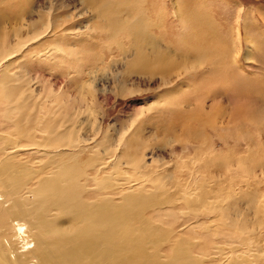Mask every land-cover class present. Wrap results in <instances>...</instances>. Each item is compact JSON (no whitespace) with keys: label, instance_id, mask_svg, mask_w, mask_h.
Returning <instances> with one entry per match:
<instances>
[{"label":"rangeland","instance_id":"obj_1","mask_svg":"<svg viewBox=\"0 0 264 264\" xmlns=\"http://www.w3.org/2000/svg\"><path fill=\"white\" fill-rule=\"evenodd\" d=\"M116 1L94 2L104 17L111 16L108 18L110 20L120 17L119 13L123 14L124 24L118 25L120 29L112 30L115 31L113 34L111 30L108 31L109 28H100V19L95 13H87L84 0H0V39L6 49L22 47L10 56L13 61L10 74H20L22 84L35 94L41 91L42 96H39L41 101L38 99V104L33 107L34 101L29 97L20 100L30 102L22 108V115L29 110L26 114L29 117L23 118L25 122L21 121L22 125L1 121V112L6 108L0 100V147L5 144L3 138L11 134L17 136L18 133L33 132L38 141H42L45 136L49 138V128L59 125L64 117H68L64 121L69 123L73 115L78 116L79 129L85 126L81 132L90 135L91 141L86 147L92 149L97 142L101 145L92 156L99 155L98 152L103 154L107 149L102 146L106 135L116 149L121 143L120 140L115 143L118 134L124 131L127 138H132L134 149L121 143L119 149L106 159L109 168L103 174L107 173L111 177L106 189L86 192L84 196L91 201L97 215L109 210L113 220L126 215L125 221L131 224L137 221L138 228L150 224L158 228L154 230L157 244L142 246L140 254L137 252L128 264L150 263L154 260V253L158 254L159 263L180 264L178 257L183 255L176 249L184 241L190 251H187L188 254L202 259L198 260V264H264V0L136 1L137 4L130 7L133 9L127 10L128 16L130 14L132 20L137 17L146 21L149 16L150 20L158 22L157 28H151L153 35L176 52L179 62L187 60L190 65L194 64L185 73H178L175 67L168 81L158 74L146 72V75L143 72L124 74V57L133 42L128 37L129 25L125 22L128 18L125 11L115 8L116 12L114 8H109L115 6ZM176 14H179L178 17ZM152 21L148 20L147 23L154 24ZM34 27H40L38 36H34ZM59 42H64L62 51L54 45ZM49 44L53 46L46 47ZM90 72L95 73L91 77H95L99 87L98 102L93 100L95 97L91 93H85L82 97V87L89 81ZM12 78H7L8 85H12ZM103 87L105 94L100 90ZM51 90L56 98L43 97L48 96ZM8 91L1 89L0 94L8 95ZM61 93H64V100L61 99ZM56 100L61 104L54 105V109L52 104ZM38 105L42 107L41 114L37 110L40 109ZM97 105V112L102 117V130L96 135L95 130L85 125L83 120L88 118L85 111H90L92 107L95 109ZM67 107L73 108L69 109V116ZM50 109H54L55 113ZM59 110L67 116L60 114ZM80 110L82 112L79 114ZM53 115L60 117L53 118ZM61 115L64 117L61 118ZM99 117L97 121L100 123ZM49 119L52 126L43 128L44 120ZM54 119L56 124L52 123ZM67 126L70 124H64L62 130L68 131L65 129ZM168 136H177L179 141H168ZM20 138L18 144L22 145L24 152L18 160L29 164L31 172L39 171V163L42 160L44 162L46 157L40 154L33 142L25 143L26 139ZM200 142L206 144L199 145ZM15 145L16 142L10 144L7 153L18 151ZM87 148L86 153H83L85 159H89L93 153ZM131 151L140 154L139 159L144 156L151 168L145 163L144 166L148 168L144 169L143 166L141 169L143 181H133V188L128 189V181L117 179L118 172H115L117 169L113 165L118 163L119 157L125 162L121 165L123 171L128 176L137 175L132 166L125 165L126 159L127 163L130 162ZM6 154H0L1 161L6 158ZM96 170L92 169L90 173L95 175L98 173ZM146 170L152 174L146 177ZM124 183L125 189L122 190L120 185ZM34 184L30 187H35ZM136 190L156 196L155 202L146 208L138 206L136 211L130 210L127 203L136 200L138 195L132 194ZM201 190L204 191L201 193ZM27 192L24 190L21 196L27 195ZM190 195L195 200L201 198V208H207L208 211L203 209L201 214H197L190 209V206L195 205ZM203 197L210 201L207 199L205 202ZM203 200L206 207L202 205ZM34 205L30 201L29 206ZM257 207L261 215L257 213ZM50 210L48 219H56L53 216L56 211ZM146 222L148 225H145ZM129 229L130 226L118 228L114 239L120 240Z\"/></svg>","mask_w":264,"mask_h":264},{"label":"bare ground","instance_id":"obj_2","mask_svg":"<svg viewBox=\"0 0 264 264\" xmlns=\"http://www.w3.org/2000/svg\"><path fill=\"white\" fill-rule=\"evenodd\" d=\"M136 1H139V0H117L116 2H114L116 5L111 6L109 8H114V9L115 8L116 9L122 8L125 11V13L127 14V13H129L128 9H130V10L133 9V8L131 9L130 7H132L136 3ZM94 2H96V0H84V4H85V8L87 9L86 10L87 13L93 12V13H95L94 15L100 19V22H99L100 28L101 27H102V29L104 27H105V29L109 28L108 31L120 29L121 27L118 28V25L121 26V24L122 25L124 24L123 16H122L123 14H120L119 10H118L120 17H115L114 19H116V20H110L108 18L111 16H107V18H106V16L104 17V15L101 14L102 12L101 13L99 12L101 10L97 9V4H95ZM142 8H144V7H142ZM108 10H110V9H108ZM142 10L143 9H141L140 12H142ZM116 12H117V10H116ZM111 14H113V13L111 12ZM137 14H139V13H137ZM94 15H93V17H94ZM106 15H108V14H106ZM178 15L176 14V17H178ZM127 17L128 18L126 19L125 22H126V24L129 25V27H128L129 30H127L129 33L128 37L132 38L131 41L133 43L131 44V49L128 48V49H130V51L127 50V54L124 57V59L126 61L125 62L126 68L124 71L125 75L132 74V73L136 74L138 72H140V73L143 72V74H145L144 72H146V73L153 74V75L158 74L161 76V78L163 80L168 81L167 78H169L170 75H172L171 73H173L172 71H174L175 67L178 68L177 69L178 71L176 70L178 73H179V71L180 72L184 71V73H185L186 70H189L191 67L194 66L193 63L190 65V63L187 60L179 62V60H177V57H176L177 56L176 52H174L170 48V46H164L160 42L161 40L153 35V33L151 32V28H153V27L155 28L156 25H158V22H154V20L152 21V19L150 20L149 16H148V18H146V17L145 18L147 19V21L149 20V21L154 22V24H151V22L147 23V21L145 19L144 20L141 18L137 19V17H136V19L134 18V20H132L131 19L132 17L130 14H129V16L127 14ZM70 18L71 17H69V19ZM98 18H96V19H98ZM159 18L164 20V17H162V16H160ZM41 19H43V18H41ZM58 22H60V21L58 20ZM93 23H95V22H93ZM80 24H82V23H80ZM87 24H89V22ZM33 25L34 24H32V26ZM59 25H60V23H59ZM162 27H163V25H162ZM39 28L34 27V33H35L34 36H38L37 33L40 30ZM79 29H81V26L79 27ZM86 29H88V27ZM122 29L124 30V28H122ZM94 30H96V29H94ZM115 31H112L113 34H115ZM39 33H41V32H39ZM62 35H64V33H62ZM31 39H34V38L32 37ZM56 43H57V41H56ZM63 43L64 42H59V44H54V45H55V47H58L57 49L61 50V49L65 48V45ZM121 43H122L121 45H124L123 44L124 42H121ZM51 46H53V45L49 44L46 47L50 48ZM66 47H67V44H66ZM16 48L15 49L11 48V50H9V48L7 47V49H6L5 43L2 42L0 39V88L4 89V91L9 90L8 95L6 93L7 96L6 95L3 96L0 94V100L3 101V106H5V108H6L4 111L1 112V116H2L1 121L9 123V124L14 123V124H18V125L20 123L22 125L23 124L22 122H25V120L23 118L29 117V116H26V114L29 112V110H28V112H26L25 115L21 114V113H23V112H21L22 108L24 109L25 106L27 104H29L30 102H29V100H26V99H24L25 101L24 100L20 101V100L23 99V97H29V99L31 101H34V104H32V107H33V105L38 104L37 100L39 99V96H41V94H40L41 91L39 93L35 94L34 91H30V88L28 86L22 84L23 78L21 79V77H19L20 74L18 76L16 74H13V75H12V73L10 74L11 68L13 65V61H12L10 56L12 54H14L15 52L21 50L22 47L20 45L19 48H17V49ZM122 49H125V48H122ZM70 51H72V50L70 49ZM129 52L131 54H128ZM71 53H69V54H71ZM94 74H95L94 72H92V73L90 72L89 81L84 83L83 87L81 86L83 89L82 97L85 95V93H91V94H93L92 96L95 97V99H93V100L95 102H98L97 101L98 100L97 95L99 94L98 93L99 87H98V85H96L95 77H91V76H94ZM12 76L14 77L10 81V82H12V85H10L11 84L10 83L9 84L10 86H9L7 83V78L12 77ZM8 80H10V79H8ZM43 83H45V82H43ZM50 84L48 83V85H50ZM51 87L52 86H50V89H51ZM53 88H55V87H53ZM100 90L103 94L106 93L105 87H103ZM121 90H123V88ZM10 92L12 94H10ZM53 92L54 91L51 90L48 92V96L45 95L43 97L49 98V96H54ZM67 93L68 92H66V94ZM63 94L61 93V95H63ZM57 96H59V95H57ZM63 97H64V95L62 96V98L60 96L61 99H63ZM41 98H42V96H41ZM45 98H44V101H45ZM55 98H54V100H55ZM42 102H43V100H42ZM53 102H55V101H53ZM60 102H62V100H60ZM71 102H73V101H70V103ZM160 103H162V102H160ZM57 104L59 105L61 103H59L57 101V102L53 103L52 105H53V107H55V106H57ZM49 105H48V108L50 106H52V105H50V106ZM66 105H68L67 101H66ZM98 105L95 107V109L92 107L90 111H87V112L85 111V113L88 114V118L87 119L85 118L83 120V123L85 125L87 124L88 127L90 126L92 128V130H95L94 132H96L95 133L96 135L99 134L100 130H102L101 113L97 112V110L99 108ZM38 106H40V105H38ZM43 107H45V106H43ZM64 107H66V106L64 105ZM69 107H71V106H69ZM39 108L40 109H37V110H38L39 114H41L42 107L40 106ZM54 109H56V107ZM60 109L63 112V109L62 108H60ZM67 109H68L67 113L69 116V112H71V111H69V109H73V108L67 107ZM30 110H32V109H30ZM53 110L50 109V111H53ZM61 111L59 110V113ZM77 111H78V109H76L75 112H77ZM81 112L82 111L80 110L78 113L80 114ZM59 113L57 112V114H59ZM73 113H74V111H73ZM47 115L48 114H46V116ZM63 115H66V113H64ZM63 115H61V118ZM102 115H104V113ZM55 116L60 117V115H55ZM55 116L53 115V118H55ZM98 116H100L99 117L100 123H99V121H97ZM38 117L40 118V116H38ZM38 117H35V118H38ZM48 117H51V116H48ZM48 117H46V118H48ZM70 117L71 118H69V121H68L69 123H65V122H67L66 120L68 119V117H64L63 120H61L58 123L59 125L54 126V127H51L52 125H51V121H50V119H53V118H50L47 121L44 120V122H43L44 126L41 124L40 125L43 126V128H45V129L46 128L48 129V127L51 125L50 126L51 128H49L51 132L47 131L48 134L50 133L51 136L49 138L47 136H45L44 139H42V141L41 140L38 141L37 135L34 136L33 132H24L22 134L17 132L18 133L17 136H15L14 134H11L10 136L8 135V137L3 138L5 140V144H4V146L0 147V154H6L8 152V147L10 146V144L13 143V145H14L15 142H16L15 147L19 148V150L16 152H13V153H7L6 158L3 159L2 161L0 160L1 161V163H0V264H128V262L130 260H132L136 257L137 252L140 254V251L142 250V246H146L147 244H150V245H156L157 244L158 240H157V238H155L154 230L158 229V228L152 226L151 224L149 226H142L143 223L140 224V226H142L143 228L142 229L138 228V227H136V226H139L136 224L137 221H133L132 224L125 221L126 215H121V216H119V219L113 220V219H111L109 210H105L101 214L97 215L95 213L94 208L92 207L91 201L86 200L85 196H84V194L86 192H96V191L101 192V191H104L106 189V186L109 184V181L111 180V177L109 174H107V173H105L107 175L103 174V172L108 171V168H109L108 161L106 162V159L112 155L113 151H116L119 149V147L122 145L121 143L127 145V147L129 149L133 150L134 145L132 144L133 143L132 138L131 137L127 138L124 134V131H121L120 133L118 132L119 138L116 139L115 143H119V140L121 143L119 145H117V148L115 149L114 146L112 145L113 144L112 140L110 139V137L108 135H106L105 142L102 144V146L107 147V149H105L103 147V149H105L103 154L98 152L99 155L92 156L95 153V151L96 152L98 151V148L101 147V145L97 142L96 147H94L92 149H89V147L87 148L86 146L91 141V139L89 137L90 135H88L87 133L84 134L83 132H81V130L84 129L85 126H83L80 129L78 128L79 127L78 126V116L75 117L73 115ZM65 118H66V120L64 121ZM60 119L56 118V120H60ZM70 119H71V121H70ZM56 120L54 119L52 123H54ZM56 123L57 122H55V124ZM64 124H70V126H67L68 128H65L66 130L69 129L68 131L62 130V128L64 127ZM32 128H30V129H32ZM15 129L17 130V128H15ZM27 130H28V128H27ZM20 131L22 132V129H20ZM136 133H134V134H136ZM21 136L26 139L24 141L25 143L29 142V141L33 142L34 145H36L35 147L38 149L40 154L46 157V159L43 158V159H45L44 162L42 160V162L39 163V166L41 165L40 169L38 168L39 171L31 172L32 168L30 167L29 164H27L26 162L23 163V162H21V160H18L20 154L22 156V154L24 152L22 145L18 144V140L19 139L21 140V138H20ZM39 138H41V137H39ZM167 138H168V141H170L172 139H175V140L178 139L177 141H179V137H177V136H174V137L168 136ZM177 141H175V142H177ZM165 142H166V140H165ZM25 143H23V146H25ZM201 144H206V143L200 142L199 145H201ZM27 146H29V145H27ZM31 148H32V146H31ZM85 148H87L91 152H93L91 154V156L89 157V159L83 158V153L84 154L86 153ZM95 148H97V149L95 150ZM27 150H30V149L27 148ZM137 150L138 149H136V151ZM33 151L34 150H31V152H33ZM127 151H129V150H127ZM136 151L135 152L131 151V153H130L131 159L128 156L130 162L128 161V163H127V159H126L125 165L126 166L129 165L130 167L132 166V168L137 172V175L128 176L127 172L123 171V169L121 168V165H123L124 161L122 162L119 157L117 159L118 163H116V165H113L114 168L117 169V170H115V172L116 171L118 172V173H116L117 179L120 181L121 180H123V181L126 180V182L128 181L127 182V184H129L127 186L128 189L133 188L132 187L133 181H136L137 183L139 181H143V179H142L143 177L141 176L142 175L141 169L143 168L144 164L147 163L145 160V157L143 155H142L143 157L141 156L142 158L139 159L140 154H138ZM142 154H143V152H142ZM132 156H134V158H132ZM39 158H41V157L39 156ZM147 161H148V159H147ZM152 163H154V162H152ZM243 164H245V163H243ZM147 165L150 166L149 162L147 163ZM147 165L144 166V169L148 168ZM117 166H118V168H117ZM200 166L203 167L202 165H200ZM150 168H151V166H150ZM244 168H245V166H244ZM92 169L93 170L97 169L98 171L97 170L96 171L98 173L95 175L90 173V171ZM144 169H143V171H144ZM205 169H207V168H205ZM201 172H203V171H201ZM145 173L147 174L146 177L148 175L152 174L151 171H147V170L145 171ZM121 176H123L122 179H121ZM33 182L35 183L34 185H36V186L30 187V185ZM91 183H94L95 187L90 186ZM125 184L126 183L120 185V188H122V190L125 189V187H124ZM24 190H25V192H26V190H28L27 195L21 196V194H22V192H24ZM204 190H206V189L204 188ZM203 191L201 190L200 192L202 193ZM208 192L210 193L211 191H208ZM132 194L138 195L135 201L127 203L128 208L132 211H136L138 209V206L142 207V208H146L149 204H151V203L153 204L156 200L155 199L156 196L154 197V195H145L144 193L142 194L141 192H138L137 190L133 191ZM205 194H207V193L205 192ZM127 196H128V194H127ZM127 196H124V197L127 198ZM188 196H189V194H188ZM190 197H191V195H190ZM204 198L205 197H203V199ZM207 199L205 198V202ZM187 200L189 202V199H187ZM193 200H195V198ZM30 201H32V203L33 204L35 203L36 205H34V207L29 206ZM199 201H201V198L200 199L198 198L197 200L193 201L195 204L194 206H190V209L195 210V212L197 214H201L202 213L201 210H203V209L207 210V208H204V207H203V209L201 208L202 207V206H200L201 202H199ZM203 202H204V200L202 201V205H204V203H205V202L204 203ZM250 202H251V200H250ZM211 203H213V202H211ZM255 204L256 203H254V205ZM196 205H199L200 207L196 206ZM259 207H257L258 208L256 210L257 213H260ZM218 209H220V208L218 207ZM251 209H253V207ZM254 209H256V207ZM260 209H262V208H260ZM48 210H50L51 212L56 211L55 214L53 213V216L56 219H54V220L48 219ZM256 211H254V212H256ZM131 212H129V214ZM260 215H261V213H260ZM142 221H144V220H142ZM246 221H244V222L246 223ZM231 224H232V222H231ZM145 225H148V223ZM234 225H236V224H234ZM261 225H263V223ZM122 226H125V227L130 226V229L125 232L124 236L120 240H115L114 235L117 233L118 228H120ZM214 226H217V225L214 224ZM205 228H207V227L205 226ZM217 228L218 227H216V229ZM208 229L210 230V228H208ZM245 229H247V228H245ZM237 231H240V230H237ZM244 237H245V235H244ZM190 244H192V243H190ZM250 245L252 246L253 243ZM189 247H190V245H189ZM181 248H182V251L180 250ZM187 249H188V246L186 245V241H184L183 243L178 245V247L176 249L181 255L187 257V258H184L183 256H179L178 258L180 260V264H198V260H199L198 258L199 257L198 256H190V254H188V252H190V251H188ZM233 254H235V252ZM157 255H158L157 253H154L153 254L154 260L151 261L150 263L145 261L144 264H170V262L164 263V261H163V263H159L157 261L158 260ZM139 256H138V259H139ZM239 257H240V255H239ZM242 257H244V256H242ZM201 260H199V261H201ZM242 263H244V262H242Z\"/></svg>","mask_w":264,"mask_h":264}]
</instances>
